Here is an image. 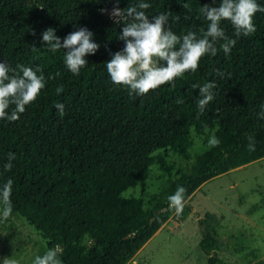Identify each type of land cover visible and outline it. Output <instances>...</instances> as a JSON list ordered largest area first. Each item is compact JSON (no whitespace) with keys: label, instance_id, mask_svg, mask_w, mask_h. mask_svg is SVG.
<instances>
[{"label":"trees","instance_id":"16d2710c","mask_svg":"<svg viewBox=\"0 0 264 264\" xmlns=\"http://www.w3.org/2000/svg\"><path fill=\"white\" fill-rule=\"evenodd\" d=\"M138 2L120 0L119 7ZM143 2L151 5L145 10L149 19L166 12V28L200 36L208 25L200 8L218 6L220 0ZM257 3L264 7V0ZM114 6L115 0H0V62L39 68L46 80L18 120L0 119V186L13 180L11 216L17 214L31 226L46 251L59 246L62 264H126L177 215L167 198L178 186L187 189L186 201L210 179L264 159V118L259 115L264 105V12L254 15L256 31L249 36L236 37L231 22H221L225 34L237 40L230 54L218 43L217 54L205 55L195 72L174 80V87L165 83L146 95L130 96L125 86L112 83L106 69L111 54L125 46L118 39L123 24L101 12ZM49 27L62 43L80 27L93 32L100 48L85 56L88 64L78 75L65 66L66 50L52 52L42 43ZM207 82H215L216 95L200 113L194 85ZM61 85L64 90L57 94ZM57 103L65 106L63 117ZM208 132H215L219 146L204 150L152 196L123 195L154 164L169 170L167 153L187 160L192 133ZM249 136L254 151L248 149ZM9 152L16 159L6 171ZM189 212L185 204L177 216L184 220ZM4 223L0 220V227ZM199 224V246L209 256L208 264H224L214 250L221 244L214 225L207 219ZM251 264H264V258Z\"/></svg>","mask_w":264,"mask_h":264},{"label":"clouds","instance_id":"9594fccd","mask_svg":"<svg viewBox=\"0 0 264 264\" xmlns=\"http://www.w3.org/2000/svg\"><path fill=\"white\" fill-rule=\"evenodd\" d=\"M119 2L120 0H115V6L109 15L115 23L123 24L118 39L124 41L125 46L111 54V59L106 62V69L112 83L125 86L130 96L146 95L150 90H155L165 83H172L174 87V80L187 72H195L205 55L215 56L218 43L225 55L230 54L237 40L225 34L221 22L230 21L236 37L249 36L256 31L254 15L264 12V7H261L257 0H220L218 6L205 4L200 8V13L208 21L207 29H201L200 36L192 31L181 36L170 26L165 27L169 22L168 13L162 12L149 19L145 11L151 7L149 3L139 0L138 3L121 9ZM215 3L216 0H213V4ZM184 7L189 5L185 4ZM106 11L107 9H101V12ZM93 35L86 27H80L64 37L62 43L55 29L49 27L42 33V43L52 52L66 50L65 66L71 73L78 75L81 68L88 64L85 56L94 55L100 48V45L94 42ZM45 86L46 80L41 69H33L24 64L12 68L7 63L0 62V119L10 122L18 120L26 106L37 99ZM194 87L199 88L197 107L200 113H203L209 102L215 98L216 84L207 82ZM63 90L62 85L56 88L57 94ZM177 103L183 101L178 100ZM10 106L14 107L9 113ZM64 107L62 103L55 105L61 117L65 114ZM259 115L264 118V105ZM248 139V149L254 151L253 137L249 136ZM219 144L220 140L213 132L205 147L210 149ZM15 159V154L9 152L8 162L3 165L4 170L10 171ZM12 188V179L0 186V220L6 221L12 215ZM186 192L185 187L178 186L175 193L167 198L169 207L174 208L177 215L182 214L185 207ZM60 255L59 246L49 248L43 255H37L33 264H62ZM3 264L17 262L5 258Z\"/></svg>","mask_w":264,"mask_h":264},{"label":"rangeland","instance_id":"374dc122","mask_svg":"<svg viewBox=\"0 0 264 264\" xmlns=\"http://www.w3.org/2000/svg\"><path fill=\"white\" fill-rule=\"evenodd\" d=\"M108 15L112 8L108 10ZM206 136L192 133L188 159L167 153L170 169L154 164L137 185L123 195L145 199L152 196L168 177H177L207 148ZM190 212L184 220L173 215L126 264H208L199 246L203 230L200 219L210 221L221 242L214 250L224 264H251L264 258V159L235 168L203 183L185 203ZM46 252L45 242L19 215L0 227V264L5 258L17 264H33Z\"/></svg>","mask_w":264,"mask_h":264},{"label":"water","instance_id":"95a60500","mask_svg":"<svg viewBox=\"0 0 264 264\" xmlns=\"http://www.w3.org/2000/svg\"><path fill=\"white\" fill-rule=\"evenodd\" d=\"M110 9H111V7L108 8V10H110ZM106 13H108V11H106ZM163 210H165V209H163Z\"/></svg>","mask_w":264,"mask_h":264}]
</instances>
